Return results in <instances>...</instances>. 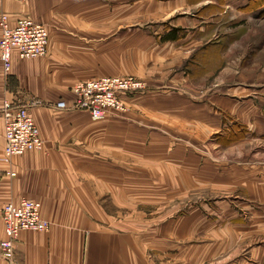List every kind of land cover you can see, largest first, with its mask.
<instances>
[{"label":"crops","instance_id":"1","mask_svg":"<svg viewBox=\"0 0 264 264\" xmlns=\"http://www.w3.org/2000/svg\"><path fill=\"white\" fill-rule=\"evenodd\" d=\"M247 1L0 0L11 24L29 17L48 32L45 56L14 55L7 77L0 64V107L16 94L38 100L30 113L44 142L0 161V240L8 202L34 200L50 222L45 232L22 231L13 261L0 255V264H264V164H243L238 140L222 148L232 164L217 159L216 181L205 184L201 157L222 158L221 149H189L196 129L205 138L221 130L219 110L256 122L254 84H224L214 95L194 87L227 66L241 37L225 25L241 22ZM132 75L149 88L125 98L123 116L92 120L52 106L71 101L77 82ZM2 148L0 114V157ZM188 154L198 159L191 173L177 160ZM193 185L216 194L179 212L177 197Z\"/></svg>","mask_w":264,"mask_h":264},{"label":"built area","instance_id":"2","mask_svg":"<svg viewBox=\"0 0 264 264\" xmlns=\"http://www.w3.org/2000/svg\"><path fill=\"white\" fill-rule=\"evenodd\" d=\"M48 53V32L44 24L29 17H18L10 23L6 13L0 15V64L4 76H9L12 57L19 59L42 57ZM147 84L133 76H104L75 83L71 101L59 100L52 106L57 110L79 111L89 114L92 120L106 116H123L128 111L125 98L147 91ZM21 95V94H19ZM3 100L0 114L3 119V148L0 161L8 162L27 150L42 149L40 137L30 108L38 100ZM14 175V172H6ZM3 237L0 240V255L12 262L15 242L22 231H47L50 222L40 214V204L21 198L8 202L1 209Z\"/></svg>","mask_w":264,"mask_h":264},{"label":"rangeland","instance_id":"3","mask_svg":"<svg viewBox=\"0 0 264 264\" xmlns=\"http://www.w3.org/2000/svg\"><path fill=\"white\" fill-rule=\"evenodd\" d=\"M241 9L244 12V17H242L241 22L235 24L232 22H226L225 25L226 33L241 37L237 48L231 49V51L227 54V58H225L227 66L218 71H210L213 72V74H210L208 77L204 78L202 83L199 82L194 84V87L196 86L199 89L207 88L206 94L214 95L215 91H217V86H222L224 84L230 88L234 87V85H238L241 82L242 84H254L256 86L255 96L257 97L256 102L258 114L256 115V122L248 126L239 122V120L234 116L219 110L222 122L220 131L216 133H211L209 131L206 138L203 134L207 133V130L203 131V133H200V131L196 129L197 135L195 132H192L194 137L196 136L199 138L189 139L190 142L193 143L189 149H191L194 154H198L197 150H202L204 148L210 150L211 152L213 149H221L219 155L222 158H218L217 156L201 157V162L204 165L203 169L206 171V173H204L206 175L203 176L207 177L205 184L216 181L214 176L217 174V166L215 165L217 159L220 161L221 159L225 158L226 164H232L230 161L232 160L231 153L224 154L222 148L224 146L232 145L233 142L238 140H244V142L236 148H239L238 150H240L242 154L247 153L245 156L243 155L241 157V162L243 164H264V0H248L246 5L241 7ZM248 12L251 14L250 17H248ZM253 12H256L255 16ZM131 64L133 65L134 62L131 61ZM133 77L136 79L138 78L136 76ZM139 79L143 80L149 88V82L146 78L140 77ZM235 82L237 83L233 84ZM195 112H193V114H195ZM208 126L212 127L211 125ZM178 148L182 147L178 146ZM223 155L225 157H223ZM189 156L186 158L178 155L177 160L184 162L185 164H180L179 162L178 164L183 165L186 170H190L187 172L191 173L198 159H196L193 155ZM194 175L198 176L196 173H194ZM193 186L194 187L191 189L181 191L177 197V201L181 202L176 206L179 209L181 208L179 212H184L188 208L187 206H183L185 201H191V199L195 200V198L200 196H211L216 194V191L212 190V187L209 185H207L206 188L197 187L195 185ZM229 190H232V188H229ZM226 192L231 191L226 190ZM170 206L171 205L168 204L160 207L165 211ZM225 207L227 210L232 206L226 205ZM241 207H243V204ZM138 209L140 208H137V211ZM145 211L150 212L153 211V209L148 208L145 209ZM231 212L232 211L228 212L230 216H232Z\"/></svg>","mask_w":264,"mask_h":264},{"label":"trees","instance_id":"4","mask_svg":"<svg viewBox=\"0 0 264 264\" xmlns=\"http://www.w3.org/2000/svg\"><path fill=\"white\" fill-rule=\"evenodd\" d=\"M253 6H255V5H253Z\"/></svg>","mask_w":264,"mask_h":264}]
</instances>
